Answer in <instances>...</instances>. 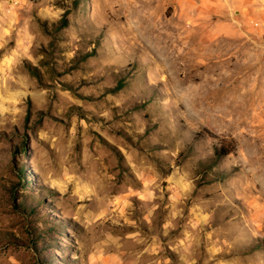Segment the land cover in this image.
Instances as JSON below:
<instances>
[{
	"label": "rangeland",
	"instance_id": "obj_1",
	"mask_svg": "<svg viewBox=\"0 0 264 264\" xmlns=\"http://www.w3.org/2000/svg\"><path fill=\"white\" fill-rule=\"evenodd\" d=\"M172 11L0 0V264H264V56Z\"/></svg>",
	"mask_w": 264,
	"mask_h": 264
},
{
	"label": "crops",
	"instance_id": "obj_2",
	"mask_svg": "<svg viewBox=\"0 0 264 264\" xmlns=\"http://www.w3.org/2000/svg\"><path fill=\"white\" fill-rule=\"evenodd\" d=\"M205 39L230 40L234 53L243 47L264 56V0H165ZM255 49L256 52L253 50Z\"/></svg>",
	"mask_w": 264,
	"mask_h": 264
},
{
	"label": "trees",
	"instance_id": "obj_3",
	"mask_svg": "<svg viewBox=\"0 0 264 264\" xmlns=\"http://www.w3.org/2000/svg\"><path fill=\"white\" fill-rule=\"evenodd\" d=\"M68 24V20L66 17L62 18L60 25L66 26ZM203 136L202 132H198L196 134V137ZM237 149V145L235 140L231 139L230 142L222 143L220 146H218L215 150V156L212 159V164L218 163L221 159H223L225 156L235 152ZM212 166V165H211Z\"/></svg>",
	"mask_w": 264,
	"mask_h": 264
}]
</instances>
